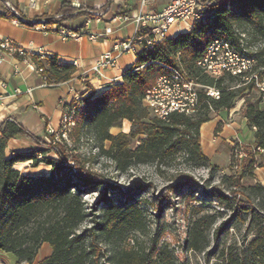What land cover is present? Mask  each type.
<instances>
[{"label":"trees","instance_id":"16d2710c","mask_svg":"<svg viewBox=\"0 0 264 264\" xmlns=\"http://www.w3.org/2000/svg\"><path fill=\"white\" fill-rule=\"evenodd\" d=\"M127 7L120 6V13L131 14L132 10L126 11ZM75 12L77 10L64 2L62 13L69 15L62 21L70 20V15ZM206 12L208 16L196 22L191 31L138 52L136 62L124 73L122 83L85 97L82 100L84 107L75 117L73 138L80 140L84 130L93 132L102 149L106 142L110 144L106 154L122 170L132 164L146 163L182 150L187 152L189 160L207 166L210 159L202 150V126L212 120L213 111L232 110L238 100L244 99V117L254 130L255 149L264 157V106L254 94L258 91L264 94V87L263 91L259 87L264 85V42L256 52L245 53V37L236 29L247 27L264 41V0H209ZM216 39L230 42L237 53L252 59L250 70L239 76L224 72L213 77L205 73L198 62ZM47 64L46 72L56 85L71 80L76 71L73 65H58L55 57L47 60ZM41 66L45 67L43 62ZM169 68L187 73L201 86L217 89L220 98L213 99L200 89L196 115L174 114L169 122L152 118L143 104L144 97L159 76L169 73ZM124 121L132 123L130 132L112 135L110 129ZM0 131V251L15 255L17 264H33L47 243L52 254L39 264H99L101 253L96 254L93 239L96 234L88 235L89 230L79 233L90 216L80 187L98 188L101 183L97 177L79 162L71 165L69 147L55 141V135H48L51 143L43 142L14 121L5 123ZM16 138H26L40 147L30 152H16L8 158V143ZM133 140L138 141L134 150L131 148ZM49 153H54L56 158L48 157ZM28 161L33 168L50 167V172L30 175L16 169V164ZM251 165L255 166L256 161L253 160ZM251 192L252 195L245 190L240 193L233 191L230 197L219 191L217 195L225 205L235 202L238 210L251 216L252 222L261 220L257 234L243 253H224L222 264H260L264 260V220L251 201L252 196L264 195V185L258 184ZM98 219V232L109 240H117L146 227L144 212L134 199L124 203L107 201ZM204 220L196 221L190 233L189 242L196 251H201L208 244L204 237ZM107 263L175 264V258L168 246L146 253L129 244L113 251Z\"/></svg>","mask_w":264,"mask_h":264},{"label":"rangeland","instance_id":"374dc122","mask_svg":"<svg viewBox=\"0 0 264 264\" xmlns=\"http://www.w3.org/2000/svg\"><path fill=\"white\" fill-rule=\"evenodd\" d=\"M245 28H236L245 37L244 52H256L264 41L254 36L249 28L244 34ZM259 87L263 91L264 85ZM262 93L254 92L257 100H262L263 107ZM244 101L238 100L232 110L211 113L212 119L219 121L214 138L219 137L217 133L223 131L224 127L227 132L207 166L189 160L187 152L182 150L171 156L132 164L122 170L106 154L110 144L106 142L102 149L93 132L84 130L80 140H77L73 138L74 126L64 138L60 133L59 136L55 135V141L69 147L70 164L79 162L101 183L98 188L80 187L90 216L80 227L79 233L89 230L88 235L96 234L97 237L93 239L96 254L101 253L98 256L99 264H109L107 259L113 251L129 244L146 253L168 246L173 252L175 264H222L224 253H243L257 234L261 220L252 222L251 216L238 210L235 202L225 205L217 195L220 191L231 197L233 191L240 193L243 190L252 195L253 187L264 185V157L255 149L254 130L244 117ZM131 128L132 123L124 121L110 129V133H129ZM41 141L51 143L49 136ZM137 146L138 141L133 140L131 148L134 150ZM37 147L40 145L37 144ZM48 157L56 158V155L49 153ZM253 160L256 165L252 167ZM33 173L44 174L45 168H38ZM74 181L80 183L76 179ZM129 199L140 203L146 227L129 232L117 240L100 235L96 223L104 212L106 202L124 203ZM251 201L264 220V195L252 196ZM203 218L204 237L208 244L201 251H196L189 242L190 233L194 223ZM12 260L16 261L15 255L9 254L7 264H13ZM259 263L264 264V260Z\"/></svg>","mask_w":264,"mask_h":264},{"label":"crops","instance_id":"0c3cea01","mask_svg":"<svg viewBox=\"0 0 264 264\" xmlns=\"http://www.w3.org/2000/svg\"><path fill=\"white\" fill-rule=\"evenodd\" d=\"M146 1H148V10L154 12L163 10L166 4L164 0ZM64 2L77 12L70 15L72 17L70 20L61 21L59 26L82 33L84 36L80 40H64L57 32H43L34 24V21L51 19L57 15L68 16L69 14L62 13ZM141 2L142 0H127V2L124 0H35V4H32L31 0H0V37L13 39L27 49L44 48L57 59L58 65H73L76 68L72 79L68 82L45 87L42 79L37 74L27 71L23 63L7 58L0 65V127L8 121H14L29 131L34 138L48 139V127L54 130L60 128L64 110L73 102L76 94L87 97L96 92L99 86L106 89L113 84L122 83L124 73L134 65L137 60L136 54L141 50L124 54L118 59L117 66L105 70L102 76L94 72V67L99 58L112 50L117 42L134 36L136 24L133 20L120 26L113 23V20L119 17L131 18ZM122 5H128L126 11L132 10L131 14H121ZM13 10L25 23H16L10 18L14 13ZM88 11L100 12L103 15L99 20L94 18L91 25L86 27V20L90 17ZM108 26L113 27L111 34L95 41L89 38V34L104 33ZM191 30L189 25L173 27L171 37ZM43 64L47 69V60L43 61ZM16 67L22 69L23 73L15 74ZM2 83H7V90L1 86ZM218 122L212 119L201 128L202 150L210 159L217 146L226 138V127L217 133L218 138H214ZM37 148L35 142L26 138L11 139L6 149V156L11 158L16 152H30ZM15 167L22 173L30 175H40L33 172L41 167L45 168L44 174L50 172V167H31V161L18 163ZM9 254L0 251V264L8 263ZM51 254L52 248L45 243L33 264H39ZM12 262L17 264V258Z\"/></svg>","mask_w":264,"mask_h":264},{"label":"built area","instance_id":"2783aa9c","mask_svg":"<svg viewBox=\"0 0 264 264\" xmlns=\"http://www.w3.org/2000/svg\"><path fill=\"white\" fill-rule=\"evenodd\" d=\"M164 1H166V4L163 10L154 12L148 10V1L142 0L137 12L131 18L119 17L113 20V23L118 26L133 20L136 24V31L132 38L117 42L112 50L99 58L94 67L96 74L102 76L105 70L115 68L118 59L126 53L138 52V50H143L144 48L152 49L155 45L171 38L173 27L189 25V27L193 28L196 22L205 19L209 14L206 12L209 0ZM31 3L35 4V0H31ZM13 12L10 18L14 22L25 23L15 10ZM88 12L90 17L86 20V27L91 25L94 18L99 20V17L103 15L100 12ZM62 19L63 15H57L51 19L34 21V24L43 32H57L64 40H80L84 36L82 33L60 27L59 22ZM50 20H54V22L50 23ZM112 32L113 27L108 26L104 33L89 34L88 36L95 41ZM51 57L44 48L27 49L13 39L0 37V65L7 58L20 61L25 65L27 71L37 74L42 79L45 87L56 85L50 81L46 68L41 66L43 61L49 60ZM198 66L213 77H219L224 72L239 76L250 70L253 66V61L247 56L237 53L230 42L216 39L207 47L204 57L198 62ZM169 70L168 74H163L157 78L143 100L146 109L158 121L169 122L174 114L196 115L199 111L200 89H204L206 94L213 99L218 100L220 98V92L217 89L197 84L187 73L181 70L172 68H169ZM14 73L20 75L23 71L16 67ZM1 86L5 90L8 88L7 83H2ZM98 88L95 94L103 90L100 86ZM84 98L76 94L73 102L64 110L59 131L49 126L48 132L57 136L60 133L62 138L66 137V132L71 130L76 124L75 117L79 110L84 107L82 104Z\"/></svg>","mask_w":264,"mask_h":264},{"label":"bare ground","instance_id":"6f19581e","mask_svg":"<svg viewBox=\"0 0 264 264\" xmlns=\"http://www.w3.org/2000/svg\"><path fill=\"white\" fill-rule=\"evenodd\" d=\"M18 168L20 167V166H17Z\"/></svg>","mask_w":264,"mask_h":264}]
</instances>
